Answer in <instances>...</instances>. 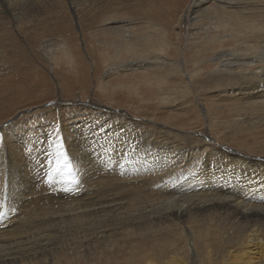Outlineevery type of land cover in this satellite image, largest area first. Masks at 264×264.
<instances>
[{"label":"rangeland","instance_id":"1","mask_svg":"<svg viewBox=\"0 0 264 264\" xmlns=\"http://www.w3.org/2000/svg\"><path fill=\"white\" fill-rule=\"evenodd\" d=\"M18 1L0 14V212L28 215L0 230V264H247L232 194L187 180L226 154L264 177V0ZM58 142L74 174L50 187Z\"/></svg>","mask_w":264,"mask_h":264},{"label":"bare ground","instance_id":"2","mask_svg":"<svg viewBox=\"0 0 264 264\" xmlns=\"http://www.w3.org/2000/svg\"><path fill=\"white\" fill-rule=\"evenodd\" d=\"M239 1L240 0H235V1L234 0H214L215 3H217L218 5H220L219 7H221L220 9H222V10H226V8H229L230 5H231V3L234 4V5H236V6H239L238 4L233 3V2H239ZM18 2H19L18 0H0V14H5L7 16V15H10V13H11L12 15H14V18L16 20L18 18L19 13H16L17 9L15 10L14 8H20L18 6ZM209 2H213V0H194L193 3H192L193 4V9L196 7L198 9L195 10V11H199L200 9H203V7L205 5L210 4ZM258 82L259 83H257V85H259V86H262L263 85L262 82H260V81H258ZM28 142H29V140H28ZM127 145H128V143H127ZM141 146L142 145H140V147ZM125 151H127V150H125ZM136 152H137V150H136ZM109 156H110V154H109ZM224 157H223L224 158V162H225L224 165L221 164L218 161L217 162L216 161L210 162V163H212L211 166H213L214 164H216L218 166L217 169L215 167V169L217 171L216 172L213 171L212 172V175L208 174L205 171V173H201V174L199 173L200 174L199 177H196L194 180L193 179H190V180H187V181L189 182V181L192 180V181H197L198 183H200V182H208L209 185H210L211 182L212 183L222 182L221 183L222 184V187L220 188V191H222V192H230L232 194V195L229 196L231 199H229V198H221L222 201H223V205L224 206H231V207H233L235 209L238 208V210L240 211L241 215L244 218H246L244 221H246L248 225H252L253 226V228L250 229L247 232V234H245L244 239L240 243V245H242V248L239 250V253L238 254L243 257V260L247 264H256V263L257 264H264V237H263L262 229L260 228L261 222L264 221V177H261L260 179H256L257 171H258L259 168L257 166H255L254 163L251 164V163L245 162L244 160L235 159V158H237V156H235V157L232 158L228 154H226ZM155 159H157V158H155ZM229 159H231L230 163L228 162ZM138 160H140V159H138ZM140 161H142V160H140ZM134 163H136V162H133L132 164H134ZM146 165L147 166H150V167H148L149 170L153 169V167H151V164L148 161L146 162ZM17 166L20 167V165H18V164H17ZM161 168L163 169V167H161ZM156 170L157 169H155L154 171H156ZM29 172L30 171H28L26 173V177H27V179L29 181H31V183L34 186L31 187V188L24 189L20 193L21 196L18 197V198H19V202L22 204L23 207L26 206V205H28V204H31V203L35 204L36 203V200H35L36 199V195H38V190H33L34 188L36 189V185H35V183H33V179L31 178ZM96 172H97V170H96ZM71 174H74V173H71ZM84 177H85V175L82 176V179L89 178V176H86L85 178ZM78 181H79V178L77 179V182ZM0 183H1V186H2V187L0 186V189H2L4 187V185H5V183L3 181H1ZM9 185H10V183H9ZM10 190H12V189H10ZM95 190L96 189H94V191H92V192H96ZM239 192L240 193H246V195L247 196H250V197L252 196L251 198H253V200L252 201H248V200H245V199L241 198L239 196ZM98 193L100 194L99 191H98ZM11 194L9 195V197L11 196ZM88 195L91 196V197H93V198L94 197L95 198L100 197V195L97 194V196H96L95 193L91 194V192ZM257 198L259 199V201L257 200ZM98 199H100V198H98ZM98 199H97V201H98ZM4 200H6V199L4 198ZM14 200H16L15 197H14ZM102 204H104V202ZM114 206H115V204L112 203L108 207H106L104 205L103 207H99V208H100L101 211H107L108 210L110 212V210ZM97 209L98 208L95 207V209H93L91 211H95ZM166 209L169 210V211H174L173 208H171V205H168L166 207ZM187 210H188V206H183V207H179L177 209V211H174V212H175L176 215H183ZM8 212H9V214L6 216V218L0 217V230L6 229L7 227L15 226V225H22V226H24V224H25L24 214L27 217V215H28L27 209H24L23 210L22 207L17 206V205L14 204V205H12L11 209ZM41 214H42V210L41 211H38V212L37 211H33L32 212V215H36L34 217V221H36V218L39 217V216H41ZM94 215H97V213H95ZM107 215H110V214H107ZM34 226L35 227H39L36 224ZM0 235L1 236H5V235H7V233L1 232ZM28 237H30L29 231L28 230H24L21 233V239H23V244L24 245H27L28 244L27 239H26Z\"/></svg>","mask_w":264,"mask_h":264},{"label":"snow or ice","instance_id":"3","mask_svg":"<svg viewBox=\"0 0 264 264\" xmlns=\"http://www.w3.org/2000/svg\"><path fill=\"white\" fill-rule=\"evenodd\" d=\"M57 135L59 133L57 132ZM56 155H55V166L50 167L49 171L46 173V178L43 182L48 184L50 187H54L55 184L61 183L57 177L64 175L65 173L72 172V165L69 162L67 154L64 152V145L62 142H58L55 145ZM62 191H71V189L65 188L60 189ZM4 213L0 212V217H3Z\"/></svg>","mask_w":264,"mask_h":264},{"label":"water","instance_id":"4","mask_svg":"<svg viewBox=\"0 0 264 264\" xmlns=\"http://www.w3.org/2000/svg\"><path fill=\"white\" fill-rule=\"evenodd\" d=\"M107 109L110 110V108H107ZM107 109H106V110H107Z\"/></svg>","mask_w":264,"mask_h":264}]
</instances>
